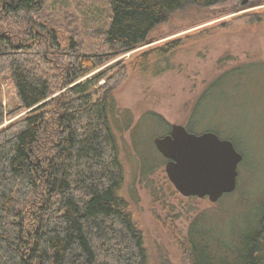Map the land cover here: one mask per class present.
<instances>
[{
	"label": "trees",
	"instance_id": "trees-1",
	"mask_svg": "<svg viewBox=\"0 0 264 264\" xmlns=\"http://www.w3.org/2000/svg\"><path fill=\"white\" fill-rule=\"evenodd\" d=\"M250 1L107 0L102 39L91 45L78 33L80 17L71 16L77 25L70 29L61 12L50 11L49 0H0V264H152L147 233L122 193L126 171L117 130L123 133L130 115L112 93L128 68L110 63L148 44L166 16L187 5L214 10ZM178 47V40L153 47L132 65H155L160 74L171 69L160 64ZM237 70L207 87L187 129L205 97L215 109L200 112L201 124L218 112L223 86H242ZM5 76L17 97L12 109L3 101ZM152 116L151 125L162 121ZM142 150L141 173L148 180L161 165L149 157L153 166L146 170ZM239 178L235 192L195 214L186 233L175 219L169 223L190 264H264V199L250 202L238 190L242 173Z\"/></svg>",
	"mask_w": 264,
	"mask_h": 264
},
{
	"label": "rangeland",
	"instance_id": "rangeland-1",
	"mask_svg": "<svg viewBox=\"0 0 264 264\" xmlns=\"http://www.w3.org/2000/svg\"><path fill=\"white\" fill-rule=\"evenodd\" d=\"M48 4L50 11L62 13L70 29L77 25L71 16L80 17L78 33L81 31L86 44L97 45L102 39L99 29L108 22L107 0H63L61 6L57 0H49ZM244 15L258 18L252 23L232 22ZM175 40L179 42L178 49L167 54V62L160 64L169 65L170 70L157 74L158 66L148 65L144 69L132 65L149 49ZM122 61L128 68V77L112 93L117 107L130 115V122H126L129 126L123 133L117 130L126 171L122 193L147 233L152 264H190L169 223L175 219L176 227L186 233L194 215L215 204L207 198L189 202L175 190L165 172L166 160L153 139L168 134L173 124L187 126L196 101L207 87L226 72L238 69L234 74L238 73L242 86L234 89L232 84V88L224 90L223 86L217 94L221 101L218 112L211 122L201 124L198 123L200 112L210 108V114L215 109L211 99L205 97L193 119L195 123L187 130L195 134L211 130L220 138L232 141L244 157L239 165V174L244 179L239 192H245L250 202L264 199V0L214 10L187 5L169 13L153 30L148 44L110 64ZM2 84L4 104L12 109L17 97L11 78L5 76ZM152 115L162 121L151 125L150 120L155 118ZM117 118L121 124L123 119ZM141 150L147 156L146 170L153 166L149 157L161 165L148 180L141 173ZM171 207L175 208L173 214H169Z\"/></svg>",
	"mask_w": 264,
	"mask_h": 264
},
{
	"label": "water",
	"instance_id": "water-1",
	"mask_svg": "<svg viewBox=\"0 0 264 264\" xmlns=\"http://www.w3.org/2000/svg\"><path fill=\"white\" fill-rule=\"evenodd\" d=\"M166 159L165 172L175 190L185 198L208 199L216 204L238 187L243 155L232 141L212 131L189 132L173 124L171 131L153 139Z\"/></svg>",
	"mask_w": 264,
	"mask_h": 264
},
{
	"label": "flooded vegetation",
	"instance_id": "flooded-vegetation-1",
	"mask_svg": "<svg viewBox=\"0 0 264 264\" xmlns=\"http://www.w3.org/2000/svg\"><path fill=\"white\" fill-rule=\"evenodd\" d=\"M165 159V158H164ZM166 160V159H165Z\"/></svg>",
	"mask_w": 264,
	"mask_h": 264
}]
</instances>
